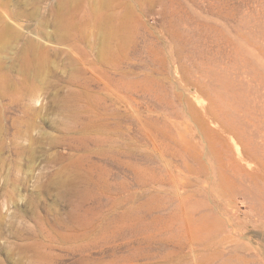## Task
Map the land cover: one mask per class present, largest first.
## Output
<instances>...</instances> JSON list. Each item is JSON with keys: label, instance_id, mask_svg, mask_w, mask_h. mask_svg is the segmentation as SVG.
Segmentation results:
<instances>
[{"label": "rangeland", "instance_id": "374dc122", "mask_svg": "<svg viewBox=\"0 0 264 264\" xmlns=\"http://www.w3.org/2000/svg\"><path fill=\"white\" fill-rule=\"evenodd\" d=\"M0 264H264V0H0Z\"/></svg>", "mask_w": 264, "mask_h": 264}]
</instances>
